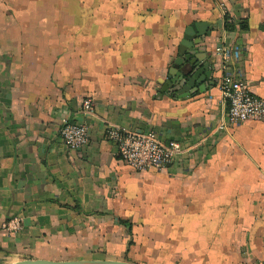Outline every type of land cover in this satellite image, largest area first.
Returning <instances> with one entry per match:
<instances>
[{
    "label": "crops",
    "instance_id": "0c3cea01",
    "mask_svg": "<svg viewBox=\"0 0 264 264\" xmlns=\"http://www.w3.org/2000/svg\"><path fill=\"white\" fill-rule=\"evenodd\" d=\"M35 4L0 0V263L118 258L114 244L131 239L162 242L177 264H264V118L222 124L217 49L238 43L237 66L264 96V0H114L110 21L22 12ZM195 20L213 28L191 57L208 61L216 79L175 94L163 84ZM87 95L92 113L81 107ZM64 119L88 125L81 149L60 138ZM109 124L153 129L183 150L167 167L137 170L116 153ZM13 217L20 226L8 229ZM132 228L138 237H128ZM189 244L206 245L195 256ZM211 244H224L220 254Z\"/></svg>",
    "mask_w": 264,
    "mask_h": 264
},
{
    "label": "built area",
    "instance_id": "2783aa9c",
    "mask_svg": "<svg viewBox=\"0 0 264 264\" xmlns=\"http://www.w3.org/2000/svg\"><path fill=\"white\" fill-rule=\"evenodd\" d=\"M219 6L224 23L233 22L223 2H220ZM217 49L224 69L218 84L225 105V120L222 124L264 118V96L250 91L237 66L241 57L240 45L223 40ZM81 107L86 112H94L93 98L89 95L84 96ZM59 134L63 143L72 150L81 149L89 140L88 125L84 122L64 119ZM105 134L113 142L118 156L137 170L167 167L183 150V144L179 139H160L153 129L137 130L109 124L106 126ZM4 226L8 229H17L20 226L19 219L10 218L4 222Z\"/></svg>",
    "mask_w": 264,
    "mask_h": 264
},
{
    "label": "water",
    "instance_id": "95a60500",
    "mask_svg": "<svg viewBox=\"0 0 264 264\" xmlns=\"http://www.w3.org/2000/svg\"><path fill=\"white\" fill-rule=\"evenodd\" d=\"M217 22H220L218 20ZM213 25L206 20H195L184 27L182 37L179 42L177 55L171 62V67L165 82L164 87L173 86L175 94L188 93L193 91L203 90L206 85L214 82L216 79L213 76V67L208 61H201L200 55L191 57L192 49L198 42V39L209 33ZM194 52V51H193ZM171 68L174 71H171ZM0 264H140L135 261H130L120 258L111 257H92V258H65L53 259L43 257H22L10 262H1Z\"/></svg>",
    "mask_w": 264,
    "mask_h": 264
},
{
    "label": "rangeland",
    "instance_id": "374dc122",
    "mask_svg": "<svg viewBox=\"0 0 264 264\" xmlns=\"http://www.w3.org/2000/svg\"><path fill=\"white\" fill-rule=\"evenodd\" d=\"M31 0H21V4L23 2H28ZM43 1L49 4V1H54V3H58L61 7L60 8H53V10H50V8H43ZM110 1L114 0H35L36 4V9H27L24 8L22 9V12H29V11H34L35 16H45V15H51V16H60V17H65V18H77V17H82L83 19L87 17H93L94 19L98 18H107L110 21ZM56 6V5H55ZM107 38H110V34L106 36ZM132 232L135 230L132 228ZM131 234H128V237L135 238L138 237L137 232H133ZM204 233V232H203ZM203 233L197 234V236H203ZM216 234L218 236L217 238H222L225 235H228L227 233L223 232H212L210 231L208 233V236L212 237ZM137 235V236H136ZM182 235H186L185 233ZM204 236L206 237L207 235L204 233ZM162 242L160 241H154L152 242L151 240H148L147 243L143 244H134L130 247L127 246L126 244V251L125 247L124 249L119 248L117 244H114L115 248L113 251L117 253L119 250L123 251V253L120 257V259H129V260H134L140 264H177L179 259L177 256L172 255V250H165L161 249V244ZM206 244H189V250L186 252V255L190 253L191 255H200L201 252V246H205ZM224 244H211V248L213 249V252L216 254H220L218 251L220 248L223 247ZM229 245V244H228ZM168 246V245H167ZM173 247L174 244H170V247ZM177 251H181L180 248L176 249ZM183 254V251H182ZM219 256V255H218Z\"/></svg>",
    "mask_w": 264,
    "mask_h": 264
},
{
    "label": "trees",
    "instance_id": "16d2710c",
    "mask_svg": "<svg viewBox=\"0 0 264 264\" xmlns=\"http://www.w3.org/2000/svg\"><path fill=\"white\" fill-rule=\"evenodd\" d=\"M242 22H243V21H242ZM224 26H225L226 29H230V28H232V27L234 26V24H233V22H225V23H224ZM241 26L244 27L245 25L242 23ZM131 242H132V240L129 239V240H128V244H127V246H129ZM127 249H128V247H127ZM127 249H126V250H127ZM126 260H129V259H126ZM130 261H132V260H130ZM133 261H134V260H133ZM135 262H136V261H135Z\"/></svg>",
    "mask_w": 264,
    "mask_h": 264
}]
</instances>
